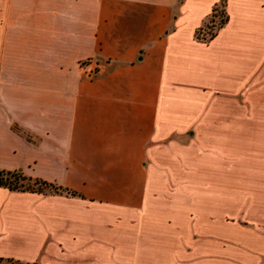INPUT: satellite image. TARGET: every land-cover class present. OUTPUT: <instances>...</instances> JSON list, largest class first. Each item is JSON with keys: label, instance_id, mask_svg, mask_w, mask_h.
Here are the masks:
<instances>
[{"label": "crops", "instance_id": "obj_1", "mask_svg": "<svg viewBox=\"0 0 264 264\" xmlns=\"http://www.w3.org/2000/svg\"><path fill=\"white\" fill-rule=\"evenodd\" d=\"M175 1L0 0V168L79 192L0 185V256L264 264V0L209 42L217 0Z\"/></svg>", "mask_w": 264, "mask_h": 264}, {"label": "trees", "instance_id": "obj_2", "mask_svg": "<svg viewBox=\"0 0 264 264\" xmlns=\"http://www.w3.org/2000/svg\"><path fill=\"white\" fill-rule=\"evenodd\" d=\"M219 5H222V17L217 22V26L213 31H210L208 36H199V31L203 28L199 26L195 30V34L202 40H208L215 36L218 29L224 25L227 21L229 15L226 11V0L222 1L221 3H217L213 6L211 14L216 15L217 9ZM0 185H5L11 189H22V190H34V191H41V192H64L67 194H79L78 191L58 184L56 182L46 180L40 177L31 176L25 174L22 170H9L0 168ZM0 264H29L23 263L19 260H15L13 258L2 257L0 256Z\"/></svg>", "mask_w": 264, "mask_h": 264}, {"label": "rangeland", "instance_id": "obj_3", "mask_svg": "<svg viewBox=\"0 0 264 264\" xmlns=\"http://www.w3.org/2000/svg\"><path fill=\"white\" fill-rule=\"evenodd\" d=\"M177 1L178 0H176L175 3H177ZM222 1H225V0L215 1L213 6L217 3H221ZM213 6H212V8H213ZM212 8L209 11L208 15L205 17L203 24L200 25L203 28L199 31V36H208L210 31H213L216 28L217 22L222 17V13H221L222 5H219L216 15L211 14ZM194 35H195V38L197 40H201L204 42H209L213 38L212 37L211 39H208V40H202L199 37H197L195 33H194ZM93 71L94 70L92 69V73H93ZM89 73H91V72H89ZM204 78L205 77L203 75H200L198 78H196L197 80H195L193 82L194 87L200 91L201 95L203 94L204 99L201 98V100L199 101V108L202 110L207 107L206 96H207V92H208V85L206 83V80H204ZM180 81L184 82V83L188 82L187 80H182V79H180ZM193 105L195 106L194 102H193ZM206 142L207 141L205 139L201 138L198 141L199 149L198 150L194 149V152H195L194 157H196V159H194L195 160L194 162L196 164V170L194 171V177L196 179H199V181H200L201 187H199V190H206L207 189L206 186H202V185H205L207 183L208 173H209V167H208L209 154H208V146H207ZM191 156H192V154H191ZM169 178H176V177L170 176Z\"/></svg>", "mask_w": 264, "mask_h": 264}]
</instances>
